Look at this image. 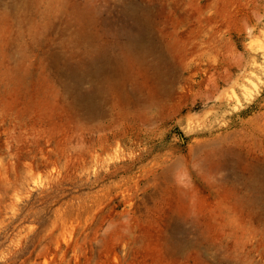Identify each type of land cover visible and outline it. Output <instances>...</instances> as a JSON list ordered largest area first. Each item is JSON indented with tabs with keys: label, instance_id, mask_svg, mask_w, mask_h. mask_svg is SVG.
I'll return each mask as SVG.
<instances>
[{
	"label": "rangeland",
	"instance_id": "374dc122",
	"mask_svg": "<svg viewBox=\"0 0 264 264\" xmlns=\"http://www.w3.org/2000/svg\"><path fill=\"white\" fill-rule=\"evenodd\" d=\"M135 1L176 81L130 124L76 99L60 4L0 0V264H264V0ZM92 3L134 33L127 0Z\"/></svg>",
	"mask_w": 264,
	"mask_h": 264
},
{
	"label": "bare ground",
	"instance_id": "6f19581e",
	"mask_svg": "<svg viewBox=\"0 0 264 264\" xmlns=\"http://www.w3.org/2000/svg\"><path fill=\"white\" fill-rule=\"evenodd\" d=\"M52 1L60 4L64 20L59 24H49L47 29L50 33L54 31L55 35H65L60 48L63 49L65 43H70L79 51V56L72 53L67 56L70 59L76 56L74 65L70 66L65 61L61 69H65L66 76L72 79L73 85L79 90L76 99L82 101L90 117L106 116L105 107L110 105L112 110H116L120 119H129L130 124H135L143 118L137 113L128 117L126 111L128 107H139L143 102H146L144 106L147 107L152 104L162 107V97L167 93L170 94L169 89L176 81V78L174 80L168 71L170 68L165 69V54L168 49L156 33L157 21L160 20L159 18L156 20V17L163 10L153 11L152 4L139 7L135 0H127L131 8L126 16L133 21L135 31L130 33L124 27L111 32V30L105 31L106 28L100 30V24L104 25L106 20L102 21L99 18L98 8L92 0H47V3L50 4ZM25 5L26 3L23 2L22 6L25 7ZM125 21H127L126 18ZM128 25L132 24L128 23ZM66 30H72V33L67 34ZM146 31L150 38L149 45L143 42ZM108 35L110 39H106ZM122 35H125V41L120 42L119 37ZM44 46L50 48L51 42H45ZM57 55L50 53L49 60L54 67L60 68ZM149 55H154V59L152 57L148 59ZM185 55L184 53L183 57ZM183 60L185 62V59ZM127 85H130L129 88ZM254 188L257 189L255 186Z\"/></svg>",
	"mask_w": 264,
	"mask_h": 264
}]
</instances>
